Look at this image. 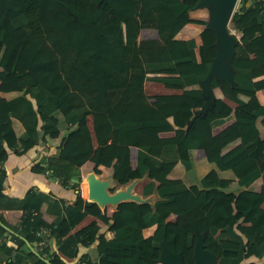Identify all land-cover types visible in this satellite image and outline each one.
Segmentation results:
<instances>
[{
  "label": "trees",
  "instance_id": "16d2710c",
  "mask_svg": "<svg viewBox=\"0 0 264 264\" xmlns=\"http://www.w3.org/2000/svg\"><path fill=\"white\" fill-rule=\"evenodd\" d=\"M246 1L239 0L240 12L229 20V29L240 34L231 59L235 85L209 83L235 106L216 96L211 109L189 122L204 102L198 81L214 54L209 30L199 33L198 46L193 38H175L187 23L205 25L189 17L197 0H0V69L12 59L9 74L17 82L0 88L12 93L0 100V212H20L14 224L0 213V223L51 264H157L162 238L190 264L195 231L217 220L220 229L209 226L203 238L216 264H240L247 256L257 260L247 264H264V105L255 96L264 91L263 1L244 7ZM142 28L154 29L156 38L138 39ZM146 80L182 90L150 97ZM61 132L54 152L31 172L48 180L50 172L72 191L90 171L99 178L106 172L120 185L145 177L140 193L156 190L158 198L123 201L108 213L84 200L81 190L70 203L32 188L20 197L5 194L9 153L20 156ZM130 147L136 149L133 167ZM197 149L205 151L207 171L192 174L197 178L189 185L170 179L176 163L193 169ZM87 162L90 170L80 180ZM86 216L104 227L92 220L75 229ZM1 224L0 234L9 236L0 245L8 255L3 264H47ZM152 225L144 237L142 230ZM94 242L97 260L81 254L72 263L78 245Z\"/></svg>",
  "mask_w": 264,
  "mask_h": 264
},
{
  "label": "crops",
  "instance_id": "0c3cea01",
  "mask_svg": "<svg viewBox=\"0 0 264 264\" xmlns=\"http://www.w3.org/2000/svg\"><path fill=\"white\" fill-rule=\"evenodd\" d=\"M189 17L192 19H196V20L206 21L207 12L204 8H193L189 11ZM203 27L204 26H202V29H201L199 24L187 23L179 30V32H177V34H175V38L176 39L193 38L195 41V44L198 46L200 44L199 33L204 29ZM195 33L197 34L195 35ZM239 35H240L239 33L235 34V38L237 39ZM196 37H198V40H199L198 44L196 43ZM147 38H156V31L151 28L140 29L138 33V39H147ZM11 61L12 59L8 60V63L6 64L5 68L0 69V88L14 86L17 83L16 79L9 74ZM160 85L163 86V87L161 86L160 88L161 90H163L162 92L158 91ZM181 90H182L181 86H172V85L164 84L160 82H157L156 85L155 84L147 85V82L146 81L144 82V92L146 95L150 97L157 95V94L179 93L181 92ZM216 92L217 91L215 90V94ZM11 95H12L11 92H1L0 91V100H5L9 98ZM255 96L257 100L259 101V103L264 105V91L262 90L256 91ZM220 98L222 99V101H224L227 105L231 106L232 108L235 106V104L232 101L228 100L227 98L223 96H221ZM241 99L245 100L242 97ZM231 122H232V119L226 120L222 124L215 126L212 129V132L213 133L219 132L220 130L228 126ZM260 132H261V135H263L264 128L260 127ZM171 134H172L171 132H163L160 135L170 136ZM57 140L55 139L53 141L47 140V142H38L33 148L26 151L24 154L20 156H15L9 153L7 159L3 162V168L5 170V175H6L5 181H4V193L5 194L10 195V196L20 197L23 195V193L27 189L32 188V189H35V190L38 189L44 192L51 191L57 197L62 198L66 203L71 202V200L74 198V191L66 187H61L60 184L57 183L56 181L54 182V181L48 180L43 174H38V173H34L30 171V167L33 163L39 160L41 161L42 158L54 152V150H50V152H48V151H45V149L49 141L57 143ZM135 156H136V149L134 147H130L129 148V161L132 167L135 165ZM204 157H205V151L203 149L195 150L192 155L193 169L191 171H185L180 163H176L169 173V178L174 181L182 180L187 185L194 183L195 179L201 176L202 174H204L208 169V166L204 161ZM202 169H204V171H202ZM192 174L197 177L193 179ZM145 182H146L145 177L132 178L128 181V183L131 184L132 189H134L137 186L136 184L139 183V185L137 186V189L139 191L138 196L140 197L142 201L144 200L145 202L152 204L153 201H155L158 198V196H157L156 190H154L149 195H142L140 193V188ZM132 183H135V184L132 185ZM259 184H260L259 180H256L253 183L255 187H258ZM160 185L161 184H157V187H159ZM0 213L5 218L6 221L12 224L17 222V218L20 214L19 211H8V210L1 211ZM171 218L173 219L172 216H169L167 219L172 220ZM44 219L49 220V217L45 216ZM92 220H95L101 229L104 227L99 220L95 219L92 216H86L82 220V222L78 226H76L75 229H79L87 225ZM215 222H217V220H213L208 225L200 226L197 229L200 230L201 227H204L205 230L199 231V232H205L206 234H208L209 226L211 225L216 226ZM154 227L155 226L152 225L147 228H144L142 230V235L144 237L151 235ZM217 229L218 230L220 229V224L217 227ZM103 234L106 239H109L112 237V234L109 231L105 230ZM7 241H9V238ZM81 254H87L90 259L97 260L98 255L95 250V242L87 246L78 245L77 246V256L72 259V263H75ZM7 259H8V255L0 250V264H3L4 261ZM249 261L256 262L257 260L251 256H247L246 258L243 259V261L240 264H247Z\"/></svg>",
  "mask_w": 264,
  "mask_h": 264
},
{
  "label": "water",
  "instance_id": "95a60500",
  "mask_svg": "<svg viewBox=\"0 0 264 264\" xmlns=\"http://www.w3.org/2000/svg\"><path fill=\"white\" fill-rule=\"evenodd\" d=\"M253 1L254 0H247L244 4V7H248ZM241 6L242 4L239 2V0H197V3L194 6V8H204L207 12V18L203 28L205 30L211 31L214 34V41L211 44L214 54L209 59V66L205 76L203 79L198 81V88L200 89L201 96L204 98V102L199 108L193 110V114L189 122H191L194 117L198 115H204L207 110L211 109L216 98L215 89H213L209 84L211 78L223 81L230 87L235 85V82L232 78L234 70L231 66V59L234 55V47L236 43L239 42L240 36L235 39V34L238 32L229 29V20L231 14L234 11L240 12ZM47 176L50 177L49 179L51 181L60 183V180L54 179L50 172L47 174ZM87 182L89 195L97 197L100 202L117 201V206L120 202H123L119 201V197L125 196L128 199H132L131 201L137 203H147L144 200L142 201L137 195H128L126 192L118 193V195L116 194L108 196L104 192V182L96 183L92 181L91 177H87ZM129 187L131 188L130 184ZM74 192L80 196L79 185L76 186ZM1 225L8 233L21 238L32 254L42 259L45 263L51 264L47 259L41 257L27 240L13 232L7 226L3 224ZM205 235V232L195 231V240L191 254V264H216L217 262V257L203 246V238ZM159 248L160 253L157 258V264H188L182 260L181 252H175L169 248L164 238H162L159 242Z\"/></svg>",
  "mask_w": 264,
  "mask_h": 264
},
{
  "label": "bare ground",
  "instance_id": "6f19581e",
  "mask_svg": "<svg viewBox=\"0 0 264 264\" xmlns=\"http://www.w3.org/2000/svg\"><path fill=\"white\" fill-rule=\"evenodd\" d=\"M87 177H91L92 181H94L96 183L107 182L109 184V186L114 187V190H109V191L107 190V188H104V192L108 196H112V195H116V194L118 195V193H125V192L128 193V195H136L133 192L132 187L131 188L129 187L128 182L124 185H119V183L117 181H115L114 179H111L110 177L99 178L96 176V174L94 172L90 171L86 174L85 178L82 180L80 190H81V193H82L84 200L96 203V205L100 209L104 208L105 206H112L114 208L116 206L117 201L100 202L97 197H95L93 195L92 196L89 195ZM126 199H128V198L125 196L119 197V201H124Z\"/></svg>",
  "mask_w": 264,
  "mask_h": 264
},
{
  "label": "rangeland",
  "instance_id": "374dc122",
  "mask_svg": "<svg viewBox=\"0 0 264 264\" xmlns=\"http://www.w3.org/2000/svg\"><path fill=\"white\" fill-rule=\"evenodd\" d=\"M200 27H201V29H202V26H204V25H199ZM236 32V31H235ZM197 33H195V35H196ZM240 36V35H239ZM196 43L198 44L199 43V40H198V37H196ZM196 49V48H195ZM197 50V49H196ZM146 82H147V85H156V83L157 82H155V81H152V80H146ZM159 84V83H158ZM161 86L162 85H160L159 86V89H158V91L159 92H162L163 90H161L160 88H161ZM163 87V86H162ZM216 95L218 96V97H221V95L218 93V92H216ZM61 135H64V132H61ZM61 135H59L57 138H55L56 140H57V143L56 142H50L49 141V143H47V146H46V149H45V151H48V152H50V150H55V147L58 145V143H59V139L61 138ZM55 139H51L52 141L53 140H55ZM50 148V149H49ZM90 169V164H88V163H85V164H83L80 168H79V171H78V173H79V176H80V180H81V177H82V175H84V173L86 172V171H88ZM202 171H204V169H202ZM106 174V172L104 173H102V175H100V176H107V177H110L109 175H105ZM130 183V182H129ZM135 183H132V185H134ZM78 185H79V183H78ZM131 185V184H130ZM137 186L139 185V183H137L136 184ZM137 186L133 189V191H134V193L138 196V194H139V191H138V189H137ZM105 188H107V190L109 191V190H114V187H111V186H109V184L107 183V182H105ZM139 197V196H138ZM140 198V197H139ZM132 199H127L126 201H131ZM100 209V208H99ZM116 208L114 207V209L113 210H111L110 209V207L109 206H105L104 208H102V209H100L101 211H103V210H106L108 213L109 212H111V211H114ZM172 219V218H171ZM215 224H216V226L218 227L219 226V224L217 223V222H215ZM205 230V228L204 227H201L200 228V230L199 231H204ZM182 260H183V257H182ZM184 262H186L185 260H183ZM191 262H192V258H191ZM187 263V262H186ZM189 264V263H188ZM191 264V263H190Z\"/></svg>",
  "mask_w": 264,
  "mask_h": 264
},
{
  "label": "built area",
  "instance_id": "2783aa9c",
  "mask_svg": "<svg viewBox=\"0 0 264 264\" xmlns=\"http://www.w3.org/2000/svg\"><path fill=\"white\" fill-rule=\"evenodd\" d=\"M262 1H263V5L261 6V8L259 10V14H260L261 18L264 20V0H262ZM8 238H9L8 234H0V245L5 244L8 240Z\"/></svg>",
  "mask_w": 264,
  "mask_h": 264
}]
</instances>
